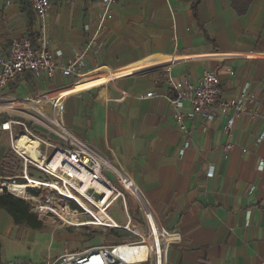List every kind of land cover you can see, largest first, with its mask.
Wrapping results in <instances>:
<instances>
[{
	"label": "crops",
	"instance_id": "0c3cea01",
	"mask_svg": "<svg viewBox=\"0 0 264 264\" xmlns=\"http://www.w3.org/2000/svg\"><path fill=\"white\" fill-rule=\"evenodd\" d=\"M50 2L46 29L59 62L86 50V69L129 66L139 74L70 94L64 122L112 160L111 178L129 175L156 221L180 235L164 264H264V168H259L264 138L258 140L264 132V0H253L245 14H238L231 0H117L113 19L103 27L101 0ZM41 30L26 0H0V58L16 39L36 42ZM178 54L192 57L176 64L177 79L198 84L209 69L219 76L223 97L237 95L245 84L256 95L236 118L231 138L224 111L212 122L201 116L188 119L189 133L181 131L171 114L166 71H154L173 66L179 58L172 55ZM69 82L61 74L48 79L26 73L0 93L27 97ZM23 88L28 95H15ZM151 91L156 94L146 97ZM190 109L186 102L185 111ZM6 118L0 114V168L9 152L8 133L1 130ZM229 139L234 146L226 152ZM130 197L145 223L138 200ZM14 226L13 217L0 209L2 242H14L9 233ZM61 227L70 228L54 226L50 234ZM16 246L12 243L11 249ZM138 249L121 255L141 258ZM80 251L65 247L48 263Z\"/></svg>",
	"mask_w": 264,
	"mask_h": 264
},
{
	"label": "built area",
	"instance_id": "2783aa9c",
	"mask_svg": "<svg viewBox=\"0 0 264 264\" xmlns=\"http://www.w3.org/2000/svg\"><path fill=\"white\" fill-rule=\"evenodd\" d=\"M26 1L41 23V34L36 42L30 37L14 40L8 55L0 58V90L26 73L44 75L48 79L61 74L70 78V82L27 97L0 93V103L4 104L0 105V112L7 115L1 123V130L6 131L9 137V152L1 166L4 175L0 177V192L24 200L39 220L51 221L54 226L128 231L139 237L138 240L67 252L48 264H164L170 245L180 240V235L156 221L152 206L129 175L120 173L116 179L111 178L109 172L115 170L112 160L74 134L64 122L65 102L70 94L139 74L129 66L113 68L99 65L86 69V50L66 62H59L49 48L46 29L51 10L50 0ZM101 2L99 26L103 27L113 19L117 0ZM172 56L179 58L173 66L154 71H166L170 110L181 131L185 135L189 133L185 123L188 119L201 116L207 122H212L220 111H224L227 116L224 129L231 138L236 118L246 113L249 104L256 100L249 84H245L237 95L223 97L221 80L212 70L205 69L198 84L187 77L177 79L174 76L176 64L192 56ZM155 94L151 91L145 96L153 97ZM186 102L191 107L188 112L185 111ZM23 136L29 138L24 144L21 143ZM262 138L264 132L258 140ZM29 141H36L37 145L29 148ZM233 146L229 139L224 150L228 152ZM259 168H264V160L260 161ZM37 170L45 178L38 177ZM213 171L211 168L209 174H213ZM127 192L138 200L139 208L144 213L145 226L134 223ZM118 201L126 217L125 224L117 222L110 213ZM134 248H141L143 257L126 262L121 254Z\"/></svg>",
	"mask_w": 264,
	"mask_h": 264
},
{
	"label": "rangeland",
	"instance_id": "374dc122",
	"mask_svg": "<svg viewBox=\"0 0 264 264\" xmlns=\"http://www.w3.org/2000/svg\"><path fill=\"white\" fill-rule=\"evenodd\" d=\"M28 94V91L24 88L21 90V92L15 93V95L18 96H25ZM0 114L3 113L0 112ZM41 135L47 137L45 134ZM2 139L3 138L0 139L1 142ZM2 175H4V173L0 168V177ZM36 175L40 178H45L44 174L39 171L38 173H36ZM126 196L128 199L130 212L132 213L131 215H133L135 221H139L138 223H134L139 226H145V223L138 218L137 213L139 214L140 212H134L135 206L128 192L126 193ZM111 214L114 216L117 222L121 224L126 223V217L123 213L122 204L120 201L116 202L111 208ZM17 226L18 225L15 224V226L10 229L11 231L9 230V233L11 234L10 237L13 238L11 240H14V242L6 240V242L4 243L2 242V240H0V264H47L48 261H53L58 253L63 251L65 247H68L70 251H83L86 249L88 250L96 245L139 239L138 236L133 235L128 231H105L92 227H61L57 228V230L54 231L53 234H50L54 226H50L47 224L43 225V227L39 228L38 230H30L27 225H22L21 227ZM12 243L14 244V246L17 245L15 251L11 249ZM13 252L14 254H12Z\"/></svg>",
	"mask_w": 264,
	"mask_h": 264
},
{
	"label": "trees",
	"instance_id": "16d2710c",
	"mask_svg": "<svg viewBox=\"0 0 264 264\" xmlns=\"http://www.w3.org/2000/svg\"><path fill=\"white\" fill-rule=\"evenodd\" d=\"M234 9L238 14L247 13L253 0H231ZM35 38H33L34 40ZM0 209H4L9 213L15 222V224H25L29 227L40 228L43 223L37 218V216L31 212L29 205L22 199L16 198L13 195L3 192L0 193ZM141 251V249H138ZM128 260H134L132 257H126Z\"/></svg>",
	"mask_w": 264,
	"mask_h": 264
},
{
	"label": "bare ground",
	"instance_id": "6f19581e",
	"mask_svg": "<svg viewBox=\"0 0 264 264\" xmlns=\"http://www.w3.org/2000/svg\"><path fill=\"white\" fill-rule=\"evenodd\" d=\"M27 140H29V138L23 136L22 139H21V143L24 144L25 143L24 141H27ZM29 142H30L29 148H33L34 146L37 145V142L36 141H29ZM15 188H17V187H15ZM124 260H126V259L124 258ZM126 262H130V261L126 260Z\"/></svg>",
	"mask_w": 264,
	"mask_h": 264
}]
</instances>
